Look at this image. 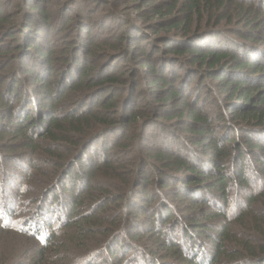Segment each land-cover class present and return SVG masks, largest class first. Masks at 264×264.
<instances>
[{
    "label": "trees",
    "instance_id": "16d2710c",
    "mask_svg": "<svg viewBox=\"0 0 264 264\" xmlns=\"http://www.w3.org/2000/svg\"><path fill=\"white\" fill-rule=\"evenodd\" d=\"M11 3L19 8L0 12V54L16 40L17 65L0 84V115L11 110L21 123L10 130L0 122V235L36 245L11 263L0 245V264H264V48L252 30L229 32L249 9L264 16V0H176L142 14L147 26L116 0ZM58 7L71 12L55 17ZM175 14L184 20L168 24ZM150 30L156 36L147 40ZM181 93L188 98L174 109ZM137 94L142 106L131 99ZM210 99L219 114L205 108ZM148 105L162 122L140 130L152 117ZM157 122L164 136L191 140L192 158L207 159L202 146L215 163L200 160L206 176L197 178L212 176L218 191L205 189V204L188 196L203 212L185 213L178 233L173 220L159 233L139 223L148 217V199L138 196L151 185L146 169L159 162L193 179L198 166L161 134L157 147L146 144L145 129ZM150 235L157 241L148 254L139 243Z\"/></svg>",
    "mask_w": 264,
    "mask_h": 264
},
{
    "label": "rangeland",
    "instance_id": "374dc122",
    "mask_svg": "<svg viewBox=\"0 0 264 264\" xmlns=\"http://www.w3.org/2000/svg\"><path fill=\"white\" fill-rule=\"evenodd\" d=\"M12 1L13 0H1L2 3H0L1 4L0 12H4L5 10H8L9 8H11V10H15V9L19 8L17 6V4H15V3L12 4L11 3ZM14 1L19 2V0H14ZM52 1H55V0H52ZM59 1H63V0H59ZM66 1L67 0H64V2H66ZM68 1H70V0H68ZM116 1L118 4H120L119 9H120V11H122L123 15H126V16L128 15L131 18L133 17L135 19L137 18L138 22L142 23L144 26L145 25L147 26V24L149 22H147V24L144 23L143 19L141 18L142 14L148 15V11L152 10L153 7L161 5L162 8H164V7H168L167 3L170 4V6H173L174 2H176V0H116ZM255 1H258V0H255ZM32 4H33V2L32 3L30 2V5H32ZM116 8L118 9V7H116ZM60 9H61L60 7L52 9L51 11L54 12L53 16L56 17L60 13L59 11H62L64 14H69L71 12V10L65 9V7L61 10ZM99 9H101V8H99ZM233 9H234V7L232 6V11H233ZM104 10L105 9H102V11H104ZM249 10L251 13L244 17V21L239 20V19L233 20V22H234L233 27L234 28H232L231 30H230V28H228L230 30L229 32H234V30H237L238 32L247 33L250 30H252L255 34L258 33V36H259L257 39H255V42L264 48V42L263 43L259 42V38L261 36H264V16L258 17L259 12L255 11L253 9H249ZM235 14H237V13H235ZM96 18H97V15H94L93 25L96 24V21H97ZM52 19L55 21L57 18H52ZM180 19H183L182 16H180L179 14H175L171 18H168L167 21H168V24H173L176 21H179ZM254 22H256V24L253 25L254 26L253 27V26H251V23H254ZM56 24H57V22L55 23V25ZM58 25H59V21H58ZM221 26L227 27L225 25V22H223L221 24ZM258 27H260V28L257 29ZM38 30H39V34H42V32L40 33V29H38ZM260 30H263V31H260ZM108 32H110L109 36L112 38H113V36L116 35L113 33L112 29H109ZM149 33H150V35L147 36V40H149L152 36L153 37L156 36V34H153V32L151 30L149 31ZM246 36H248V35L246 34ZM1 37H2V39H4V37H6V36H4L2 34ZM147 40H145V42H142V41L141 42L143 44H146V43H148ZM0 42H1V40H0ZM9 42H10V45H9L10 48H8L9 46H7L9 51H7L3 54H0V84L2 81H7V78L5 76L9 72V71H7V68L17 65V56L13 52V50L15 49L14 46L17 44V41L16 40H10ZM9 42H8V38H7V41H3V45H6ZM104 55L105 54L100 55L101 59H103L105 57ZM136 68L140 69L141 67L139 65H137ZM23 75H24V72L20 73V76H23ZM27 80H28V77H27ZM27 80L23 77V81L26 84V88H29V84H28ZM204 84H206V82H204ZM142 87H143V85H140L138 88H142ZM204 89H205V87L202 89H199V90H204ZM191 90H193V89H191ZM199 90H196V91H199ZM196 91L194 90V92H192V94H195ZM221 91L224 92V90H221ZM32 96L35 97L36 93ZM180 97L181 98H178L177 103L174 104V109L182 108V106H183L182 100L188 98V96L183 97L182 93L180 94ZM202 97H203V94L201 95V98ZM41 98H43V95H40V99ZM133 98H135V101H137L138 106H142L143 103L145 102L146 97L141 96V94H137V95H132L131 99H133ZM201 98H200L199 102L201 101ZM4 99L5 100L8 99V96H6V94H4ZM43 101L41 102L42 104H43ZM214 102L215 101L213 99H210V101L207 102V105L205 108H208V110L211 114L216 115V114H219L221 112V110L214 108ZM28 106L30 108V105H28ZM148 106L149 107L147 109L144 108L143 113L144 114L148 113L152 117L149 121L142 123L140 130H143L145 128V126L150 121L154 120L155 118H160L159 121L162 122L161 116L157 115L156 108H154L152 105H148ZM17 110H18V108H17ZM230 110L231 109H227L228 114H230ZM144 114H142L141 116H144ZM14 115L15 114H13V112H11V110H10L8 113V116L3 117L2 115H0V122L3 123V126L6 127L7 129L14 130L15 124L12 123V121H15L18 123L20 122V120L16 119ZM11 116H13V117H11ZM141 119L142 118H140V120ZM24 127L26 128V126H24ZM162 127H163L162 123L157 122V123H155L153 129L152 128L145 129V133L148 136V139L146 141L147 145H152L153 147H157L159 145V142L157 140V135L158 134L163 135V131L161 129ZM173 135H170V136L169 135L168 136L163 135V136L168 141H170V143L172 144L170 147L173 150H179L180 152L185 150L184 152L186 154H188L186 156H188L191 160V162L188 161V163L190 165H193L192 162L193 163L198 162V163H196V164H198V166H194L197 168L193 169V171H195L196 177H192L193 179H191L190 176L186 175L187 170H181V171L179 170V172H178L177 168H175V169L171 168L172 170H167V167L166 166L161 167L160 165H162V164H160L159 162L157 163L159 166H157L155 168H148L147 164L142 165L140 167L141 171L143 170V168H148V169H146V179L148 177L150 178L148 184H151V185L142 186L140 191H144V190H146V191H145V193H141L140 195H138L140 198L143 197V195H144L146 197V200L148 199L147 202L145 201V203H143L147 208V210H144V212L147 213L148 217L145 219H140L139 223H140L141 228L142 227H144L146 229L154 228L153 229L154 233H159L160 231H159L158 224L162 228L163 225L166 224L167 220H173V222H171V224H169V225L170 226L176 225L177 226L176 232L177 233L180 232L181 227L177 223V221L179 219L181 221L183 216L185 215V213L192 214L193 212H195V213L197 212L198 214H201L203 212V209H201V207L199 205H196L195 203H193L192 200L188 199V196H190L191 198L200 197V199L202 201L201 204H205L206 200L210 199V196L207 194L205 189H208L211 186L215 187V189H213L214 191H218V189H219V186H216V182H215L216 179L215 178L213 180L211 179L212 176L209 175V177L206 179L197 178V176H199V175L200 176H206V175H204V173H206V171L203 169L204 161H207L208 163L215 165L214 162H210V159H209L210 155L209 156L206 155V153L204 151L205 149L202 146L199 147V149L202 150V154L207 159L204 160L203 158H198L197 156H194V158H192L193 153H192V151H190V148H191L190 145L193 146V143L191 142V140H189V138L184 137V136H183L184 137L183 140H178ZM184 141H187L190 145L189 144L185 145ZM175 147H180V148L177 149ZM0 152H1V150H0ZM21 154L23 155L22 152H21ZM91 157L93 158L92 155H91ZM200 160H202L203 163H201ZM247 160H251V159L248 158ZM123 162H124L123 160H120L119 164H122ZM257 163H258V161H256L255 159L251 160L252 165L256 166ZM223 166L226 167V169H227L225 172L226 174L233 175V174H231V171H232V169L230 168L231 164H229L227 166V165H225V163H223ZM16 168H17V164L15 163L13 165L12 169H16ZM150 169L152 170V172H150ZM212 170H213V168H212ZM243 171H248V173H251V168L249 167L248 164H246V167H245V169H243ZM21 173L23 174V171H21ZM154 174L158 175V177L162 180V182L159 179H157L154 176ZM177 174L182 175V177H176ZM185 182H186V184H185ZM202 183L206 184V185L204 186V185H202ZM197 190H200L199 193H196V195H194V196L191 195L193 192H196ZM212 204L214 206V203H212ZM215 204H216L217 208H219L221 210L225 208L223 203L216 202ZM163 212H164V214H163ZM141 213H142V211L140 212V214ZM203 218L204 217H202V219ZM186 222H188V219L186 220ZM167 228L163 229L165 234H166ZM202 228H206V226L203 224ZM215 232H217V231H215ZM4 234L5 235H0V236H4V237H0V245L2 247V250L5 251V253H6L5 256L7 257V260L5 262L10 261L9 263H11V261H14L15 258L18 256H19L18 257L19 260L22 259L25 262V255L27 254L29 249H34L36 244L31 240L29 241V244H28L26 239H23L22 237H20L17 234H14V233L13 234L4 233ZM206 235L207 234H205L204 238L206 237ZM156 239H157V236L150 235L149 238H146V240L139 243V245L141 246V248L143 250L147 251L149 254L150 249L155 248V244L157 241ZM196 242L199 244V241L196 240ZM207 244L209 245L210 243H207ZM204 245H205V242H204ZM138 264H142V263H138Z\"/></svg>",
    "mask_w": 264,
    "mask_h": 264
}]
</instances>
